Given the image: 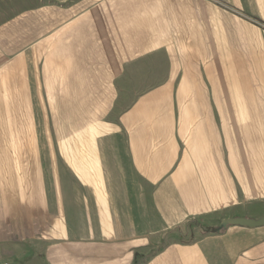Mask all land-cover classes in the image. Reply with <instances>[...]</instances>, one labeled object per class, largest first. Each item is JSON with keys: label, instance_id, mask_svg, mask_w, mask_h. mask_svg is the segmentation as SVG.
<instances>
[{"label": "crops", "instance_id": "1", "mask_svg": "<svg viewBox=\"0 0 264 264\" xmlns=\"http://www.w3.org/2000/svg\"><path fill=\"white\" fill-rule=\"evenodd\" d=\"M264 0H0V264H264Z\"/></svg>", "mask_w": 264, "mask_h": 264}, {"label": "water", "instance_id": "2", "mask_svg": "<svg viewBox=\"0 0 264 264\" xmlns=\"http://www.w3.org/2000/svg\"><path fill=\"white\" fill-rule=\"evenodd\" d=\"M232 222L243 226L258 227L264 225V216L257 220L239 218L233 220Z\"/></svg>", "mask_w": 264, "mask_h": 264}]
</instances>
